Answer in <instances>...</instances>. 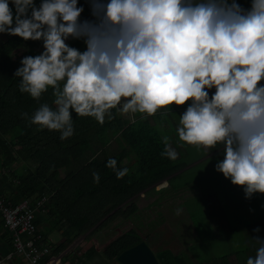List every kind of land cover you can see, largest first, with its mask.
Returning <instances> with one entry per match:
<instances>
[{
	"label": "clouds",
	"instance_id": "obj_1",
	"mask_svg": "<svg viewBox=\"0 0 264 264\" xmlns=\"http://www.w3.org/2000/svg\"><path fill=\"white\" fill-rule=\"evenodd\" d=\"M88 2L91 21H81L78 0H0V34L42 42L13 73L19 91L39 101L51 88L54 97L55 107L43 103L22 118L65 140L74 134L73 112L103 125L114 109L147 119L186 106L176 127L181 146L219 148L215 170L246 199L264 194V0L247 9L237 0ZM162 142L161 156L178 159L170 138ZM106 166L117 179L128 173L115 158ZM250 244L255 255L246 264H264V238Z\"/></svg>",
	"mask_w": 264,
	"mask_h": 264
},
{
	"label": "trees",
	"instance_id": "obj_2",
	"mask_svg": "<svg viewBox=\"0 0 264 264\" xmlns=\"http://www.w3.org/2000/svg\"><path fill=\"white\" fill-rule=\"evenodd\" d=\"M39 2L36 0L37 5ZM237 2L246 9L251 4V0ZM78 6L84 8L80 17L83 21L90 3L78 0ZM66 43L80 51L86 49L83 40L70 38ZM41 51V41H24L6 34L0 37V176L12 175L17 179L15 190L6 201L28 199L37 210L55 218L54 225L59 224L62 234L67 236L53 244L51 253L58 254L77 236L93 238L128 201L140 197L142 192L145 196L162 192L155 185L160 181L168 179L174 189L182 188L173 185V177L178 175L182 164L179 158L173 161L161 156L164 136L156 123L165 130L166 122L159 113L147 119L136 114V118L126 120L114 109L115 118H106L101 125L94 118L78 117L73 112L74 134L65 140L60 139V132L30 125L21 113L31 116L43 103L55 107L52 90L49 88L39 101L33 100L19 91V78L13 73L23 56ZM173 112L168 114L174 115ZM109 158L116 159L117 168L128 169L122 179H117L106 166ZM93 172L99 174V183L94 182ZM47 235L42 232L44 238ZM143 239L131 228L108 242L101 254L88 248L72 264H107L109 259ZM253 249L248 245L244 249L246 257L237 256L239 264H246L247 258L255 255ZM156 255L161 264H185L184 257L167 248L156 251ZM220 258L226 263L230 261L227 255Z\"/></svg>",
	"mask_w": 264,
	"mask_h": 264
},
{
	"label": "crops",
	"instance_id": "obj_3",
	"mask_svg": "<svg viewBox=\"0 0 264 264\" xmlns=\"http://www.w3.org/2000/svg\"><path fill=\"white\" fill-rule=\"evenodd\" d=\"M185 108L186 106L180 107V109L177 111V114L175 113L174 115L169 114L171 118L176 117L175 119H173L175 125L178 124L179 114H181L185 110ZM168 137L170 138V143L172 147L175 148L176 151L179 153V160L181 161L182 164L181 169L178 171V175L173 177L174 186H183V187L190 186L189 185V181L191 179L190 178L191 176L189 174L190 170L195 166H199L203 162L209 160L212 155H218L222 153V151L219 148L213 149L209 154H207L206 152L203 151V149L197 150L195 147L188 145L181 146V142L178 140L177 133L173 134L172 132V134ZM16 180L17 179H15L12 175H9L8 178H6L4 175L0 176V193L3 198L8 199L12 195V193L15 190ZM155 185H156V189L158 190L162 188V192L157 191V192H153L152 195H146V196L144 192H142L140 197L128 201L124 205V208H122L117 215H119L122 212H123L122 214H125L127 212L132 214V213H136L137 210L138 211L140 210V212L145 211L146 209L150 210V213L147 210L143 214L149 215L148 218L152 220L147 221V226L148 227L153 226V227L152 228L146 227L147 230L146 233L145 232L141 233L140 231L138 232L142 237H144V239L147 242L151 244L155 253L156 251H160L167 248L172 250L174 253H177L178 255L182 254L184 256L185 264H212L210 260L203 259L202 261H198L195 255H193L192 257L191 254L192 249L190 250V248L194 246V244L191 245L194 241L195 244L197 243L196 240L198 239V230L193 225L194 222L191 219V214L188 211V209L184 205L183 206L181 205V200L178 199V205L176 204L172 205L175 201H177L176 196L174 197H170L169 195L165 196L166 194H169L168 193L169 192L168 190H170L169 188H172L171 190H175L173 187L170 186L169 180L164 179ZM164 203H170L171 205H164ZM251 203H252V198L246 199L244 197L242 199L239 198L237 200L234 198H227L220 203L219 208L215 206L211 208L209 207L208 209L212 211L207 210V212L215 213L216 215H218L217 213L218 211L222 220L224 219L229 220L230 218H234L237 219L242 224V215L250 213L254 210L253 206H247L248 204ZM131 208H133V210ZM151 209L153 211L157 210L158 212L156 220H155L156 216L154 215V213L153 214L151 213ZM172 210L174 211L181 210L180 211L181 223L176 224L178 226L175 229H172L169 226V223L168 225L165 223V221H168V219L164 218L163 216L164 213H169ZM116 218H118L117 221L119 220L121 221L122 219L120 215L119 217ZM36 219L38 224V232L41 235L42 232L47 233L48 234L47 237L45 238L43 237V239L45 241H51L53 247H54L53 244H56L67 238V236H64L62 234L63 231L60 229L59 224L54 225L55 224L54 217H50L47 213H42L41 211L36 209ZM115 220L116 219L112 220L108 224V226L112 225V228H114L116 224H118V222ZM263 222L264 219H256V220L250 219L248 221H245L242 226V228L244 229L241 232L237 233L238 236L249 243L252 240V237L258 236V234H256L253 231V229H255L257 226H261ZM127 223L130 224L131 221H128ZM166 230H169L174 233L171 239H168L164 236ZM222 230L223 233L225 232H227L228 234L230 233V231L226 229L224 226ZM262 230L264 231V224L262 225ZM49 234L56 235L57 236L56 239H51V237H49L50 236ZM72 236L69 239H71ZM262 238H264V236H262ZM79 239L84 240L85 239L84 235L75 237L72 240V242H70L60 253H58L59 254L58 256H62L63 259L65 260L69 259L72 255L75 256L76 251L74 250L73 247L78 243ZM93 239H94L93 241L96 242L97 245L98 244L97 239L95 237ZM105 245L103 246L102 249L101 247H99V245L98 247L96 246V248L94 247L97 255L101 254ZM12 246H13V233L7 229L4 222L0 219V257L5 256V254L12 248ZM232 250L234 251L232 252V255L229 256L230 261H227V263L221 261L220 264H239V261L237 260L238 257L235 253L237 251L234 248ZM83 252H80L79 256H81ZM23 260L24 259L17 258V260L9 261L6 264H21ZM111 260L112 259H109L107 264H110ZM188 260L189 262H186Z\"/></svg>",
	"mask_w": 264,
	"mask_h": 264
},
{
	"label": "rangeland",
	"instance_id": "obj_4",
	"mask_svg": "<svg viewBox=\"0 0 264 264\" xmlns=\"http://www.w3.org/2000/svg\"><path fill=\"white\" fill-rule=\"evenodd\" d=\"M90 9H86V15L84 20H94L95 17H93L91 12V6ZM0 37L3 38V34H0ZM180 109V107L173 106L172 110H174L173 113L177 114V111ZM171 112V111H169ZM122 115V114H121ZM140 116V114H138ZM126 120H132L133 118H136V114H124L122 115ZM138 116V117H139ZM168 114L166 117H164V121L166 124H163L165 126V130H163L162 125L158 122L156 123L160 131L162 132L163 136H170L173 132L176 133V127L175 122H173V119ZM116 147V146H115ZM112 149H114L112 147ZM223 159V154L220 153L218 155H212L209 160L206 162H203L199 166H195L192 168L189 172L190 174V181L188 187H182L179 190H171L172 188H169L168 190L169 194H166L165 196L169 195L170 197L176 196L177 201H175L172 205H178V199L181 200V205L185 206L188 211L191 214V219L194 222L193 225L198 230V239L191 244L194 246L190 248L192 249V257L193 255L196 256L198 261H202L203 259L210 260L212 264H220L221 262V256L227 255L228 257L232 255L233 248L239 253L236 255L238 257H246L244 253V249L250 245V242H246L244 239H241L237 233L241 232L244 228H242L245 221H248L250 219L256 220V219H264V194L256 193L252 197V203L248 204L247 206H253L254 210L250 213L242 215V224L234 218H230L229 220H222L221 216L219 215V212L217 211L218 215L215 213H208L207 210L209 207H217L219 208L220 203L227 198H244V191L241 186L233 185L230 181V179H226L222 173L217 172L215 170V165L219 160ZM180 197V198H178ZM177 202V203H176ZM164 205H171L170 203H164ZM133 210V208H131ZM137 210V209H136ZM145 211L140 212V210L136 211V213H120L121 221H117L119 215H115L113 220L118 222L114 228L110 229L109 233H106L105 237H102L103 239L98 244L101 249L103 246L108 243L112 238H116L118 235L123 233L126 230H129L131 228L137 229V231L147 232L146 227L147 221L152 220L149 219V215L143 214ZM150 213V210H148ZM212 211V210H210ZM151 213L156 216L155 220L157 219L158 212L153 211L151 209ZM131 215V216H130ZM143 215V216H142ZM163 215V214H162ZM145 216V217H144ZM164 218L168 219V221H165V223L172 228L175 229L179 224L181 223L180 218L181 215L177 214V211L172 210L169 213H164ZM159 218V216H158ZM159 220V219H158ZM157 220V221H158ZM131 221L130 224L127 222ZM264 224V222H263ZM262 224V225H263ZM262 225L257 226L259 227L260 231L256 234H258L259 237L262 238L264 236V231L262 230ZM223 226L230 231L228 234L227 232L223 233L222 228ZM148 227V228H152ZM256 227V228H257ZM57 233V232H56ZM173 232L166 230L164 233V236L168 239H171L173 236ZM51 239H56V235L49 234ZM85 239L84 240H78V243L73 247L75 251L82 250L85 247ZM148 244L151 246V244L148 242ZM152 247V246H151ZM189 250V251H190ZM255 250V248L253 249ZM252 250V251H253ZM249 255V254H248ZM184 257L182 254L180 255ZM233 260V259H232ZM215 261H218L215 263ZM186 262H189L186 261ZM21 264H30L27 259H24Z\"/></svg>",
	"mask_w": 264,
	"mask_h": 264
},
{
	"label": "built area",
	"instance_id": "obj_5",
	"mask_svg": "<svg viewBox=\"0 0 264 264\" xmlns=\"http://www.w3.org/2000/svg\"><path fill=\"white\" fill-rule=\"evenodd\" d=\"M40 201L39 203H41ZM0 219L4 222L8 230L13 233V246L5 254L0 257V264H6L12 261L15 257L27 259L30 264H72L76 262L80 252L86 248H96L98 244L110 232L111 226H105L93 238L85 240V247L82 250H77L76 255H72L65 260L59 254L51 253L53 246L51 241H45L43 236L38 232L36 222V207L28 199H23L16 203L6 201L0 193ZM49 255L45 260L44 256Z\"/></svg>",
	"mask_w": 264,
	"mask_h": 264
},
{
	"label": "water",
	"instance_id": "obj_6",
	"mask_svg": "<svg viewBox=\"0 0 264 264\" xmlns=\"http://www.w3.org/2000/svg\"><path fill=\"white\" fill-rule=\"evenodd\" d=\"M110 264H161L155 251L143 239L124 249L115 256Z\"/></svg>",
	"mask_w": 264,
	"mask_h": 264
}]
</instances>
